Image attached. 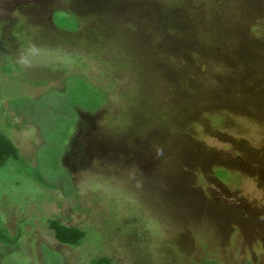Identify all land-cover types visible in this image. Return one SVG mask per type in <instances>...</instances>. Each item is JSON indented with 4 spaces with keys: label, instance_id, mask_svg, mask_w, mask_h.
Listing matches in <instances>:
<instances>
[{
    "label": "rangeland",
    "instance_id": "obj_1",
    "mask_svg": "<svg viewBox=\"0 0 264 264\" xmlns=\"http://www.w3.org/2000/svg\"><path fill=\"white\" fill-rule=\"evenodd\" d=\"M0 130V264H264V0H0Z\"/></svg>",
    "mask_w": 264,
    "mask_h": 264
},
{
    "label": "trees",
    "instance_id": "obj_2",
    "mask_svg": "<svg viewBox=\"0 0 264 264\" xmlns=\"http://www.w3.org/2000/svg\"><path fill=\"white\" fill-rule=\"evenodd\" d=\"M100 102L104 101V93L101 92L99 96ZM94 109V107H90ZM14 161L16 163H24L23 159L19 156L17 147L10 141V139L0 130V167H3L8 161ZM29 173L31 176L42 186H50L45 179L41 176H37L34 173ZM51 187V186H50ZM48 228L52 232L54 239L61 245L76 247L81 244L85 236V232L76 226L64 225L57 219H51L48 222ZM1 231V227H0ZM3 233L0 232V243L3 245L15 244L17 237L9 236L5 229H2ZM91 264H113L109 258L100 257L91 259Z\"/></svg>",
    "mask_w": 264,
    "mask_h": 264
},
{
    "label": "flooded vegetation",
    "instance_id": "obj_3",
    "mask_svg": "<svg viewBox=\"0 0 264 264\" xmlns=\"http://www.w3.org/2000/svg\"><path fill=\"white\" fill-rule=\"evenodd\" d=\"M231 218V217H230ZM236 220L238 219V218H235ZM254 220V218H251V220H250V223H246L245 224V231H251L252 229L253 230H258V232H262V233H258L257 232V236H259V242H261V243H263V248H264V224H263V218H260L258 221H253ZM261 220V221H260Z\"/></svg>",
    "mask_w": 264,
    "mask_h": 264
}]
</instances>
